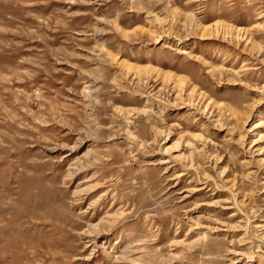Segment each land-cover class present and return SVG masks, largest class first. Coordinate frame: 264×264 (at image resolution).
I'll use <instances>...</instances> for the list:
<instances>
[{
	"label": "rangeland",
	"instance_id": "374dc122",
	"mask_svg": "<svg viewBox=\"0 0 264 264\" xmlns=\"http://www.w3.org/2000/svg\"><path fill=\"white\" fill-rule=\"evenodd\" d=\"M0 264H264V0H0Z\"/></svg>",
	"mask_w": 264,
	"mask_h": 264
}]
</instances>
